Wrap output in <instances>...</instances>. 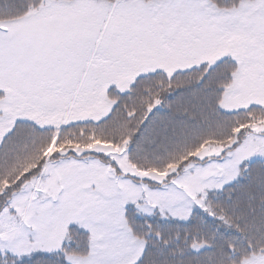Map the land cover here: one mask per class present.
I'll return each mask as SVG.
<instances>
[{"label":"rangeland","instance_id":"obj_1","mask_svg":"<svg viewBox=\"0 0 264 264\" xmlns=\"http://www.w3.org/2000/svg\"><path fill=\"white\" fill-rule=\"evenodd\" d=\"M150 2L46 0L42 9L20 19L0 22V109L7 114L26 115L39 123L60 126L48 148L38 153L42 157L45 152V158H40L43 160L40 170L43 169L37 179L26 182L24 187L29 190L17 197V214L0 216V238L16 236L21 226L29 231L27 240L17 241L18 250L59 248L61 241L65 244L68 239L71 223L89 229L92 244L102 228L113 225L130 237L126 258L135 261L144 243L126 223V203L146 214L157 212L162 217L186 219L194 205H205L210 191L224 186L237 172L241 174L242 160L264 151V123H257L236 149L205 147L199 156H209L208 159L192 162L177 177L164 181L165 174L134 166L124 147L94 144L99 141L94 139L109 141L93 134L82 135L80 141L68 137L65 129L70 124L96 119L111 109L115 103L107 94L111 85L125 88L142 71L163 68L173 72L201 61L211 64L226 55L236 57L239 67L227 88L224 107L264 104V56L260 53L264 0H240L241 5L227 9L216 7L211 0H200L205 5L200 10L179 5L166 9L174 17L204 18L200 31L205 39L169 54L160 53L153 46V34L145 27L144 12L137 7ZM106 27L119 34L139 33L141 41L120 61L101 60L99 75L89 81L78 99L68 104L60 102L58 93L72 77L85 40L93 29L104 32ZM218 31L222 34L217 35ZM49 84L56 91L49 101L32 104L28 100L27 95L33 90ZM68 144L71 145L60 149V153H75L54 158L57 147ZM91 146L109 159L82 155ZM52 206H59L58 211H50ZM33 215H40L43 221L41 240L36 243L32 242L28 228ZM68 257L72 264H84L88 253ZM238 264H264V250L246 256Z\"/></svg>","mask_w":264,"mask_h":264},{"label":"trees","instance_id":"obj_2","mask_svg":"<svg viewBox=\"0 0 264 264\" xmlns=\"http://www.w3.org/2000/svg\"><path fill=\"white\" fill-rule=\"evenodd\" d=\"M44 1L0 0V21L23 16L40 7ZM213 1L225 6L240 0ZM235 68V62L226 61L202 82L203 69L180 74L171 80V75L161 72L156 77L140 81L129 95L120 97L116 91L109 92L112 100L121 101V107L110 119L83 121L65 130L73 141H80L82 135L93 134L109 141L106 143L127 144L135 126L148 114L147 109L156 107L152 115L154 123L150 121L146 134L128 149L130 159L136 166L149 170H167L174 164L182 165L190 161L196 149L205 144L233 146L244 137L252 122L264 120V106L255 105L234 112L223 111L220 107L222 88L230 82ZM133 113L136 115L133 116ZM54 134V130L48 128L33 132L12 170L8 175H0V191L10 182L8 176L13 171L16 173L13 179H18L24 172L36 168L38 163L42 165L40 158H45V152L42 157L38 153L48 148ZM56 151L54 156L57 155ZM173 158L176 161H172ZM32 163L35 164L31 167ZM3 171L0 167V173ZM243 177L249 178L248 183L232 184L212 195L215 219L209 218L206 212L198 211L188 223L159 221L157 218L139 216L134 209L128 210L130 225L137 235L145 238L148 246L144 264H238L246 256L264 249V245H260V249L242 252L235 259L228 251V246L232 244L240 249L245 236L255 237L257 241L264 237V172L260 164L255 163L249 171H244ZM237 228L240 235H237ZM71 241L75 243L66 245V254L79 249L82 251L87 235L74 229ZM202 243H205L203 251H193L194 245ZM208 245L211 248L206 247ZM58 262L59 253L53 257L41 256L34 262L26 260L25 264Z\"/></svg>","mask_w":264,"mask_h":264},{"label":"snow or ice","instance_id":"obj_3","mask_svg":"<svg viewBox=\"0 0 264 264\" xmlns=\"http://www.w3.org/2000/svg\"><path fill=\"white\" fill-rule=\"evenodd\" d=\"M177 5L197 10L205 7L200 0H151L146 5L137 6L144 12L145 27L153 34V46L163 54H169L185 46L196 45L205 39L204 34L200 31L203 17H174L165 11ZM241 7L244 8L246 5H242ZM100 21H102V17L98 19V23ZM219 34L222 33L218 31L217 35ZM140 41L141 36L139 33L119 34L108 27L105 28L104 32L93 29L79 52L72 77L66 81L65 86L58 93L61 98L60 102L68 104L78 99L83 90L87 88L89 81L96 79L99 75L98 66L101 60L112 62L120 61L127 55H130L131 51L139 45ZM260 44V53L264 56V35L260 38ZM229 60L236 62V57L226 55L211 64L207 61H201L199 64H193L187 68H177L172 72L169 80L195 69H203L204 74L200 78L202 82L214 70ZM161 72H164L163 68H154L149 71L139 72L124 91H117L114 86H110L109 91H116L120 97L129 95L140 81L148 77H156ZM165 75H168L167 72H165ZM55 94L54 87L49 84L46 87L33 90L27 95V98L32 104H41L49 101L50 97ZM120 107L121 101L117 99L112 105L111 111L101 116L97 122L110 119L113 113ZM156 110V107H149L147 109L148 114L135 126V131L128 137L126 151L134 141L139 140L142 135L146 134L152 115ZM132 115L135 116L136 113ZM129 119L131 120V117ZM45 127L47 125L39 123L29 116L11 115L4 113L0 109V167L4 169L0 175H8L19 158L20 151L27 145L33 132L43 130ZM239 144L240 141L237 140L233 147H238ZM240 163L244 166L245 171H249L252 164L259 163L261 171L264 172V151L250 154ZM40 167L41 165L38 163L36 168L24 172L18 179H13L16 175L14 171L11 176H8L10 182L4 187L3 191H0V216L17 214L15 207L17 197L24 195L29 190L24 186L33 173L37 172ZM248 179V177H243L237 172L235 177L229 180L224 186L226 187L229 184L236 183H248ZM131 208L132 204L126 203L124 205L125 214ZM58 209L59 206H52L50 211L56 212ZM193 210H200L207 213V210L201 209L198 204L194 205ZM207 215L209 218L215 219L214 214L207 213ZM31 220L32 222L29 223L28 228L31 229L32 242L36 243L41 240V225L43 221L40 215H33ZM69 228L82 232L90 231L87 228H78L75 223L69 224ZM237 235H240L238 228ZM28 238L29 231L24 229L23 226H21L16 236L7 239L0 238V264H25L26 260L34 262L41 256L53 257L58 253V264H69V257L66 254L64 241H61L59 248L32 247L27 250H18L17 241L20 239L27 240ZM68 243L74 244L75 242L69 240ZM260 245H264V237H261L257 241L255 237L245 236L240 249L237 248L236 244H232L228 246V251L231 253L232 258L235 259L242 252L248 253L260 249ZM129 246L130 237L127 233L118 230L116 226L107 225L101 229L99 238H97L95 243L89 245L88 259L84 264H144V259L148 254V246L145 245L144 251L135 261H129L126 258L130 252ZM206 247L211 248V245ZM203 250V248L193 249L197 253Z\"/></svg>","mask_w":264,"mask_h":264}]
</instances>
